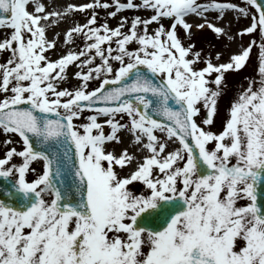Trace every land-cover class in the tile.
<instances>
[{
	"label": "snow or ice",
	"instance_id": "6c2138e0",
	"mask_svg": "<svg viewBox=\"0 0 264 264\" xmlns=\"http://www.w3.org/2000/svg\"><path fill=\"white\" fill-rule=\"evenodd\" d=\"M113 4L106 17L150 15L113 27L97 24L108 0L63 11L56 0H0V133L21 144L0 157V264H264V0ZM86 10L61 40L67 14ZM227 10L250 25L229 35L207 18ZM190 15L218 38L254 39L213 63L178 35L191 41ZM257 34L258 79L214 131L225 74L246 66ZM70 67L78 83L66 86ZM122 133L130 143L117 152Z\"/></svg>",
	"mask_w": 264,
	"mask_h": 264
},
{
	"label": "rangeland",
	"instance_id": "374dc122",
	"mask_svg": "<svg viewBox=\"0 0 264 264\" xmlns=\"http://www.w3.org/2000/svg\"><path fill=\"white\" fill-rule=\"evenodd\" d=\"M74 1L76 3H78V1H76V0H74ZM103 2H104V0H101V3H103ZM121 2H125V0H121ZM134 2H139V1L134 0ZM198 2L204 3V2H207V0H198ZM218 2L236 3L238 6H241V7L245 6V4H246V2H244L242 0H218ZM108 3L112 5L108 9L98 8L96 10L98 12L97 24L103 23L105 21V19H107V22L109 23V25L114 27L120 22V17H129V24H130V19L134 15H140L142 18H147L150 15V12H145V11L121 10L118 12V14L115 18L106 17L107 12L115 10L113 0H108ZM251 11L254 12L255 9L253 8V9H251ZM216 13L217 12H208L209 21L211 23H214L215 21H217L218 23H221L223 21V19H227L229 22V23H227V27L230 29V34L236 33L239 29H241L243 27H247L251 23V16L250 15L247 17L241 15L237 19L238 14L236 12L231 11V10H227L225 12L223 18L218 19L217 17L219 14L218 13L216 14ZM90 15H91V10H86L85 12L74 11V12L68 13L66 24H63L62 26L63 27H65V26L69 27L74 22L83 24V23H85L86 18L89 17ZM187 18L191 19L190 23H196L197 22V21L193 22L196 20V15H190ZM155 27H156V25H155V23H153L152 25H150L149 30L151 31ZM127 28H128V25L125 26L124 30L126 31ZM49 32H48V36H49V38H52L53 35ZM0 35H2V33H0ZM178 35L180 36L182 41L185 43L194 42L196 50H202V55H204L206 57L211 56L213 58V63L218 64L221 62H227L229 60L226 58V55L228 53V46L232 41L231 42L228 41L227 38L223 37V36L218 38L214 34V32L209 28H207L205 30H199V32L197 34L193 33V35L191 37V41H187L185 39L184 30L182 28H179V27H178ZM59 38L61 40H63V34H61ZM253 39H254V37L252 35L245 34L242 37H239V36L236 37L233 41H238V42H240L239 43L240 45L242 43L243 45L246 46ZM255 39H256L257 43L255 44V46L252 49L251 59L247 62L246 66L243 67L239 71L229 70L225 74L226 90H225V94L220 99L219 115L216 117L215 124L212 126V130H214V131L220 130L221 122H222L224 115H225V109L228 107L230 100H232L235 97V95L238 91L242 90V88L247 87L249 79H252V78L258 79V72H257V61H258V51H259L258 34L255 37ZM76 44L82 47V41L81 40L77 39ZM63 47H64L63 44L58 45V49H63ZM217 52L221 53V56L219 59L215 58V54ZM7 55H8L7 53L0 55V61H3L7 57ZM53 58H55L54 55H53ZM202 66H203V64L197 65V67H202ZM75 70L76 69L74 67H70L68 69L70 79H69L68 84L66 86H72V85H75L78 83V81L74 77L71 76V73H73ZM214 75L215 74H213V76ZM92 86H95V85L91 84L90 87H92ZM85 115H87V113H85ZM202 118H203V110H202L201 117L198 118V122H199V119H202ZM105 131L107 132V131H109V129L106 128ZM5 139H6L5 135L0 133V157H2L5 154L7 148H10L13 146L17 147L18 149L21 148V144L17 142L19 140V137L12 136L11 139H12L13 143L9 144L7 146L3 145V141ZM112 147H113L112 145L109 146V148H112ZM19 159L20 158H18V157L14 158V162H18ZM32 167H34L37 170V172H40V171H42V162H34ZM28 178L32 179L34 177L30 173Z\"/></svg>",
	"mask_w": 264,
	"mask_h": 264
},
{
	"label": "bare ground",
	"instance_id": "6f19581e",
	"mask_svg": "<svg viewBox=\"0 0 264 264\" xmlns=\"http://www.w3.org/2000/svg\"><path fill=\"white\" fill-rule=\"evenodd\" d=\"M76 1H78V3H76L74 0H56V3H57L59 6H61V7H59V10H60V11H63V7L66 6V5L69 4V3H71V4H75V3H76V5H79V4H81V3H89V2H92L91 0H76ZM45 2H48V0H45ZM32 6H33L32 3H30V4H29V10H32ZM216 14H217V13H216ZM207 18L209 19V14H208V13H207ZM187 20H188V22H191V19H188V18H187ZM196 21H197V22H196ZM193 22H196V23H191V24L193 25L191 31H192L193 33H195V34H197V33L199 32V30H205V29L208 28L207 26H205L203 29H197V28L195 27L196 24L202 23L201 18H199V17H197V16H196V20L193 21ZM227 23H229L228 20H227V19H223V21H222L221 23H218L217 21H215L213 24H216L217 26H221V27H225L226 29H229V28L227 27ZM63 24H66V22H64V23H60V25H59V29H57V30H55V31H59V32L62 34V33H63V30H65V29L67 28L66 26L63 27V26H62ZM49 33H51V34L53 35V31H50ZM229 35H231V34H230V31H229ZM239 43H240V42H238V41H232V42L229 44V46H228V53H227V55H226V58H227V59H229V57H230L231 54H234V53H237V52L240 51V44H239ZM241 45H243V44L241 43ZM122 138H123V140H124V145H116L115 147H116V151H117V152L120 151V148H122L123 146H128L129 143H130V137H129L128 135H125V134L122 133ZM110 145H111V144H109L108 147H109ZM112 146H113V145H112ZM130 150H131V149H130Z\"/></svg>",
	"mask_w": 264,
	"mask_h": 264
}]
</instances>
